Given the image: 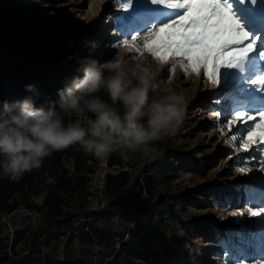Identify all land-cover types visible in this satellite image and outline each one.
Here are the masks:
<instances>
[{
    "label": "rangeland",
    "instance_id": "374dc122",
    "mask_svg": "<svg viewBox=\"0 0 264 264\" xmlns=\"http://www.w3.org/2000/svg\"><path fill=\"white\" fill-rule=\"evenodd\" d=\"M46 2L42 0L48 6ZM220 2L230 8L232 16L249 33L247 42H255L253 51L234 66L220 65L216 85L207 80L203 69L199 75L192 72L186 75L177 67L169 78L172 60L164 67L162 78L171 80L170 86H178L185 97V114L175 134L160 143L155 159H144L130 170L135 179L152 166L160 173L157 166L167 157L175 169L165 173L167 183L156 198L145 205H136L131 217L117 218L109 225L119 244L129 237L138 222L152 229L150 217L156 220L160 211L169 216L167 235L151 243V247L159 246L158 259L149 264H264V145H254L247 152L243 148L247 130L259 118L233 128L227 126L238 112L251 116L264 112V83H252L264 79V0ZM55 6L70 12L64 34L77 39L83 63L113 59L123 47L114 46L118 40L128 39L131 43L132 35L160 27L174 19L172 13L177 11L152 0H57ZM118 21L125 25L124 31L116 25ZM117 34L121 35L113 38ZM175 59L182 61L179 57ZM101 96L107 99L103 92ZM65 165L71 167L72 162ZM108 171L104 161L93 176L90 189L95 196L89 202V212L97 213L112 202L125 200L133 191L132 185L117 192L107 191L104 177ZM46 183H53V177L48 176ZM45 195L42 191L16 209H26L31 214L29 227L19 230L22 215L16 218L11 213L6 220L16 232L11 239L20 240L18 248L22 247L21 240L38 228V209ZM37 196H41L38 203ZM249 209L258 215H252ZM65 241L62 238L56 242L58 261H62ZM8 249L2 244V250ZM98 251H94V264H98Z\"/></svg>",
    "mask_w": 264,
    "mask_h": 264
},
{
    "label": "trees",
    "instance_id": "16d2710c",
    "mask_svg": "<svg viewBox=\"0 0 264 264\" xmlns=\"http://www.w3.org/2000/svg\"><path fill=\"white\" fill-rule=\"evenodd\" d=\"M57 0H0V101L9 103L31 98L39 107L56 100L57 90L68 86L78 71L82 58L75 37L65 36L70 12L57 8ZM85 63V62H84ZM26 85H34L31 91ZM158 143V149L161 148ZM175 159V157H174ZM143 158L123 159L119 153L100 160L85 155L78 146L53 153L41 168L25 173L18 182L0 176V218L2 214L25 206L32 196L45 191L43 205L38 209L40 221L21 240V251L13 249L18 259L5 257L0 264H94L96 263L149 264L158 259L159 246L151 247L153 240L165 237L169 216L159 212L150 217V229L138 222L132 233L119 244L109 225L120 217H131L136 205H145L156 198L166 185L165 173L174 170L172 160L165 158L155 167H149L140 178L130 168L143 163ZM73 161L74 172L65 167ZM109 171L104 177L107 191H121L132 185L133 191L122 201L112 202L107 208L89 212L88 205L95 196L90 189L93 176L103 162ZM53 177L47 184L46 178ZM0 222V235H1ZM128 232V231H127ZM63 243V261H58L56 242ZM80 244V245H79ZM47 251L43 254V248ZM29 252L30 256L23 255Z\"/></svg>",
    "mask_w": 264,
    "mask_h": 264
},
{
    "label": "clouds",
    "instance_id": "9594fccd",
    "mask_svg": "<svg viewBox=\"0 0 264 264\" xmlns=\"http://www.w3.org/2000/svg\"><path fill=\"white\" fill-rule=\"evenodd\" d=\"M131 53L123 46L113 59L81 63L82 75L58 89V99L47 106L37 107L31 98L0 101V176L18 182L73 146L100 160L113 153L125 160L155 159L158 143L182 123L185 97L162 78L168 63L146 50ZM181 65L172 60L174 70ZM25 87L31 91L34 85Z\"/></svg>",
    "mask_w": 264,
    "mask_h": 264
},
{
    "label": "snow or ice",
    "instance_id": "6c2138e0",
    "mask_svg": "<svg viewBox=\"0 0 264 264\" xmlns=\"http://www.w3.org/2000/svg\"><path fill=\"white\" fill-rule=\"evenodd\" d=\"M164 5L167 9L177 10L175 17L158 28L118 40L114 46H126L136 55L146 50L151 56L169 63L179 57L181 67L187 75L189 72L200 74L216 85V70L220 65L234 66L238 61L253 51L254 41L248 43L249 33L244 31L238 21L232 16L230 8L220 0H152ZM126 10V8H125ZM175 70H169V78ZM253 84L264 83V79H256ZM218 116V113H215ZM259 118V122L247 130L243 141L244 151H249L254 145H264V112L257 116L245 112L236 113L228 122L229 128L238 123L243 124ZM264 164V161H262ZM264 168V167H262ZM243 172L244 169L240 168ZM252 215L258 212L248 210Z\"/></svg>",
    "mask_w": 264,
    "mask_h": 264
},
{
    "label": "built area",
    "instance_id": "2783aa9c",
    "mask_svg": "<svg viewBox=\"0 0 264 264\" xmlns=\"http://www.w3.org/2000/svg\"><path fill=\"white\" fill-rule=\"evenodd\" d=\"M72 162V166L71 167H65L67 168V170L72 174L74 172V165H73V161ZM16 210V209H14ZM12 210L9 213H5L1 215L0 218V222H1V235H0V259L5 258V257H9V258H13V259H18L20 256H15L13 253V249L16 248L18 250V252L21 251V248H18L19 245V241L20 240H16L15 242L13 241V239H11L12 237V233L15 232V230L12 228V226L8 225L6 223V218L14 211ZM4 225V226H3ZM16 233V232H15ZM8 241H10L8 243ZM2 244L6 245L9 247L8 250H2ZM47 251L46 247L43 248L42 253L44 254ZM23 255H27L30 256L29 252H24ZM61 259L63 261V244H62V255H61ZM111 261V260H110ZM108 263V262H107ZM105 263V264H107ZM26 264H29V260L26 261Z\"/></svg>",
    "mask_w": 264,
    "mask_h": 264
},
{
    "label": "bare ground",
    "instance_id": "6f19581e",
    "mask_svg": "<svg viewBox=\"0 0 264 264\" xmlns=\"http://www.w3.org/2000/svg\"><path fill=\"white\" fill-rule=\"evenodd\" d=\"M244 2V1H243ZM147 16V15H146ZM143 17H145V16H142V18ZM141 18V19H142ZM140 19V20H141ZM111 21H113V18L111 19ZM117 24L116 25H118V28L119 29H123L124 27H125V25H123L121 22H116ZM110 24H112V25H114L115 23L114 22H111ZM158 26V25H157ZM156 26V27H157ZM248 86V84H245L243 87L244 88H246ZM40 197L41 196H37L36 198H35V202H37L38 203V200L40 199ZM40 202V201H39ZM26 210V209H25ZM25 210H23V209H20V210H14L13 212H12V215L11 216H16V218H17V216H19V215H22V218L21 217H19V218H21V226H20V229L19 230H24L25 228H27V227H29V224H30V222H32L31 221V214H29V212H26ZM30 211V210H29ZM11 216H8V217H11ZM8 217L6 218V220H8ZM16 218H14V219H16ZM12 219V218H11ZM7 222V221H6ZM20 224V223H19ZM18 233V232H17Z\"/></svg>",
    "mask_w": 264,
    "mask_h": 264
}]
</instances>
